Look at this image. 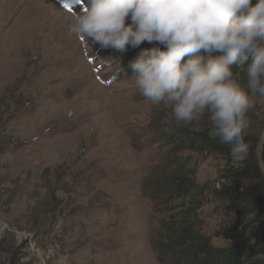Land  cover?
I'll use <instances>...</instances> for the list:
<instances>
[{
    "label": "rangeland",
    "instance_id": "obj_1",
    "mask_svg": "<svg viewBox=\"0 0 264 264\" xmlns=\"http://www.w3.org/2000/svg\"><path fill=\"white\" fill-rule=\"evenodd\" d=\"M84 7L0 0V264H160L162 223L189 199L157 193L176 168L193 184L196 227L222 246L226 161L167 135L210 127L208 115L177 126L140 94L128 65L151 45L119 53L69 34ZM247 116L259 136L264 96Z\"/></svg>",
    "mask_w": 264,
    "mask_h": 264
},
{
    "label": "clouds",
    "instance_id": "obj_2",
    "mask_svg": "<svg viewBox=\"0 0 264 264\" xmlns=\"http://www.w3.org/2000/svg\"><path fill=\"white\" fill-rule=\"evenodd\" d=\"M68 32L119 53L151 45L128 65L140 94L177 126L207 114L209 136L246 158L247 113L264 96V0H85Z\"/></svg>",
    "mask_w": 264,
    "mask_h": 264
},
{
    "label": "trees",
    "instance_id": "obj_3",
    "mask_svg": "<svg viewBox=\"0 0 264 264\" xmlns=\"http://www.w3.org/2000/svg\"><path fill=\"white\" fill-rule=\"evenodd\" d=\"M138 52L139 49L135 50V56ZM209 129L172 127L167 135L172 137L171 141L181 143V149L216 153L225 159L226 168L221 174L223 182L217 191L224 201V213L230 218L229 225L219 233L225 243L218 247L212 245L196 227L199 204L190 194L193 184L187 173L176 168L158 178L157 193L164 196L162 200L165 201L168 197L178 199L187 193L189 199L180 211L163 221L162 253L157 260L160 264H263L264 177L256 159L259 136L246 132L248 154L235 162L230 145L210 137ZM262 157L264 162V145Z\"/></svg>",
    "mask_w": 264,
    "mask_h": 264
},
{
    "label": "water",
    "instance_id": "obj_4",
    "mask_svg": "<svg viewBox=\"0 0 264 264\" xmlns=\"http://www.w3.org/2000/svg\"><path fill=\"white\" fill-rule=\"evenodd\" d=\"M264 145V124L261 128L260 134H259V140L256 145V159H257V165L258 168L264 177V162H263V157H262V148Z\"/></svg>",
    "mask_w": 264,
    "mask_h": 264
},
{
    "label": "snow or ice",
    "instance_id": "obj_5",
    "mask_svg": "<svg viewBox=\"0 0 264 264\" xmlns=\"http://www.w3.org/2000/svg\"><path fill=\"white\" fill-rule=\"evenodd\" d=\"M76 2V3H81L84 2L85 0H62V4L65 8H68L69 10H71V3Z\"/></svg>",
    "mask_w": 264,
    "mask_h": 264
}]
</instances>
